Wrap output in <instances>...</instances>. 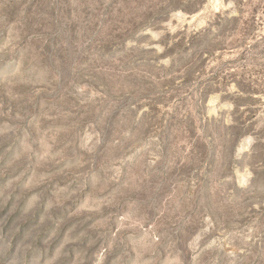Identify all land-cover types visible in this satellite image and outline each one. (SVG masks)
Instances as JSON below:
<instances>
[{"label":"rangeland","instance_id":"374dc122","mask_svg":"<svg viewBox=\"0 0 264 264\" xmlns=\"http://www.w3.org/2000/svg\"><path fill=\"white\" fill-rule=\"evenodd\" d=\"M0 264H264V0H0Z\"/></svg>","mask_w":264,"mask_h":264}]
</instances>
